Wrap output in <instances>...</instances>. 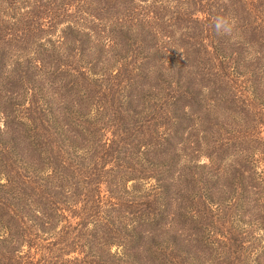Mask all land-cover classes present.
<instances>
[{"label":"trees","instance_id":"obj_1","mask_svg":"<svg viewBox=\"0 0 264 264\" xmlns=\"http://www.w3.org/2000/svg\"><path fill=\"white\" fill-rule=\"evenodd\" d=\"M2 1L0 264H264V0Z\"/></svg>","mask_w":264,"mask_h":264},{"label":"clouds","instance_id":"obj_2","mask_svg":"<svg viewBox=\"0 0 264 264\" xmlns=\"http://www.w3.org/2000/svg\"><path fill=\"white\" fill-rule=\"evenodd\" d=\"M237 26L235 17L217 15L213 17L212 28L218 36H231Z\"/></svg>","mask_w":264,"mask_h":264},{"label":"rangeland","instance_id":"obj_3","mask_svg":"<svg viewBox=\"0 0 264 264\" xmlns=\"http://www.w3.org/2000/svg\"><path fill=\"white\" fill-rule=\"evenodd\" d=\"M58 1H61V0H58ZM30 4L31 2H30V0H27L26 2H24V4H22V5H18V9H17V11H18V13L19 14H25V13H28L30 10H31V5L28 7V5L27 4ZM27 6V7H26ZM5 8V3L2 1V0H0V18H1V11H2V9H4ZM6 10V9H5ZM8 12V11H7ZM2 18L3 19H7L9 22H10V24L11 23H14V22H12L11 20H10V18H8V16H4V15H2ZM17 18L18 19H20L21 18V16L19 17L18 15H17ZM11 26L13 27L14 25H12L11 24ZM65 26V24L63 23V24H61V25H58L57 26V28L55 29V31H54V35L52 36V37H50V39H55V35H58V33H59V30H61V29H63V27ZM42 31H43V29H42ZM46 38V35L44 36V33H42L41 35H39V41H41L42 42V40H44ZM29 49H30V46H28L27 47V51L29 52ZM263 136H264V133H263ZM202 161H204V158H202L201 159Z\"/></svg>","mask_w":264,"mask_h":264}]
</instances>
